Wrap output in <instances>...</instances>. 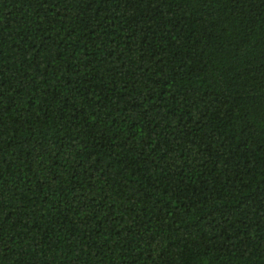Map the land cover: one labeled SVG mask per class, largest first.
Instances as JSON below:
<instances>
[{
  "label": "trees",
  "instance_id": "1",
  "mask_svg": "<svg viewBox=\"0 0 264 264\" xmlns=\"http://www.w3.org/2000/svg\"><path fill=\"white\" fill-rule=\"evenodd\" d=\"M0 264H264V0H0Z\"/></svg>",
  "mask_w": 264,
  "mask_h": 264
}]
</instances>
